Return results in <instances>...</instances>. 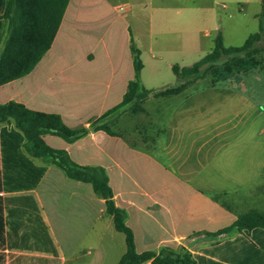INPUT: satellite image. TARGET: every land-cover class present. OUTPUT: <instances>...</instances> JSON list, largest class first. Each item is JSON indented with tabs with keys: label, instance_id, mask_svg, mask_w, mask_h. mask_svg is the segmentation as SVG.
I'll list each match as a JSON object with an SVG mask.
<instances>
[{
	"label": "crops",
	"instance_id": "0c3cea01",
	"mask_svg": "<svg viewBox=\"0 0 264 264\" xmlns=\"http://www.w3.org/2000/svg\"><path fill=\"white\" fill-rule=\"evenodd\" d=\"M149 2H155L163 11L174 9L171 4L179 0H137L141 7ZM69 6L70 3L51 49L36 67L0 85V103L14 100L33 110L58 113L71 127L90 128L95 119L122 101L134 77L133 54L130 45V51L118 47L117 32L111 33L108 43L101 47L94 43L89 35L97 21H88L81 27L79 17L67 19ZM2 14L0 49L7 33ZM125 27L124 43L131 39V26ZM58 39H62L64 49L52 55ZM190 42L185 49L198 48V39ZM150 45L152 51V42ZM46 58L54 60L56 71L46 70ZM148 100L143 112L119 116L114 129L120 128V136L90 130L74 142L50 133L43 138L50 146L67 150L81 165L105 168L115 204L126 211L139 252L183 246L199 264H264V228L244 230L232 237L196 235L186 230L191 217L179 205L170 206L173 190L180 186L169 181L160 185L153 180V169L160 165L153 150L158 146L156 138L163 131L160 126L166 124V117L148 108ZM201 102L207 104L198 99L197 103ZM174 105L177 111L182 107ZM179 113L175 116L180 117V124L188 116ZM175 116L172 112L167 118L173 122ZM3 128H15L14 121H0V131ZM0 172L4 175L0 181V207L8 221L4 242L0 241L4 264H117L125 254V234L115 228L113 217L106 212L105 199L96 195L90 183L71 179L54 162L12 144L6 148L0 145ZM207 201L214 212L226 210L214 197ZM98 220L102 222L100 227ZM199 237L207 239L195 243Z\"/></svg>",
	"mask_w": 264,
	"mask_h": 264
},
{
	"label": "rangeland",
	"instance_id": "374dc122",
	"mask_svg": "<svg viewBox=\"0 0 264 264\" xmlns=\"http://www.w3.org/2000/svg\"><path fill=\"white\" fill-rule=\"evenodd\" d=\"M171 6L174 9L162 11L155 2L141 7L137 0H71L67 19L79 17L83 28L96 20L89 36L100 47L114 32L119 48L130 51L129 45L134 44L144 64L143 84L156 90L176 84L172 65L200 60L213 49L219 32L226 46H241L260 31L262 0H179ZM127 25L131 26V39L124 43ZM191 39H198L194 51L185 49ZM61 41L56 42L52 55L64 49ZM258 58L260 63L246 72L235 71L221 78L211 74L182 95L148 100V108L166 117V124L159 125L163 131L158 134L155 129L159 137L153 152L160 165L153 169V180L180 186L173 190L170 206L179 205L191 217L186 225L190 234L215 232L250 209L264 210V52ZM46 62L47 71H56L53 59ZM198 99L207 104L197 103ZM177 103L182 106L178 111L188 116L184 115L180 124V117L175 116L181 114L174 108ZM172 112L173 122L167 118ZM214 196L226 210L208 208L207 199ZM96 212L98 216L99 205ZM101 225L98 220L97 227ZM204 239L199 237L195 243Z\"/></svg>",
	"mask_w": 264,
	"mask_h": 264
},
{
	"label": "trees",
	"instance_id": "16d2710c",
	"mask_svg": "<svg viewBox=\"0 0 264 264\" xmlns=\"http://www.w3.org/2000/svg\"><path fill=\"white\" fill-rule=\"evenodd\" d=\"M71 0H0V12L6 21L7 33L0 49V85L21 78L30 73L43 56L51 49ZM260 13V31L251 34L241 46H226L222 33L215 37L213 49L191 65L175 63L172 70L177 83L162 89H148L143 84L141 73L144 68L140 50L131 45L134 77L129 81L122 101L95 119L90 128L67 125L58 113L38 111L25 104L11 100L0 103V121H14L15 128L1 129L0 145L3 148L13 145L24 147L29 154L41 157L58 165L65 174L74 180L90 183L96 195L105 199L107 214L113 217L115 228L125 234L127 250L117 264H199L193 253L186 247L178 249L161 248L139 252L136 248L135 233L127 224L126 211L116 206L110 178L102 166L81 165L75 162L65 149L54 148L46 143L43 136L54 134L68 142H74L90 130L105 131L120 136L114 129L119 116L124 113L137 114L144 111V103L151 97H166L185 92L190 86L206 79L229 77L235 71L246 72L254 68L264 52V0ZM216 79H214V82ZM44 169H42L41 174ZM4 175L0 172V181ZM217 202L219 198L214 196ZM222 204V203H221ZM225 205V204H224ZM0 207V241L4 242V230L8 227ZM264 228V210L250 209L239 214L230 225L215 232L198 231L194 234L227 236ZM18 259L22 258L20 256ZM0 264L4 255L0 253Z\"/></svg>",
	"mask_w": 264,
	"mask_h": 264
},
{
	"label": "built area",
	"instance_id": "2783aa9c",
	"mask_svg": "<svg viewBox=\"0 0 264 264\" xmlns=\"http://www.w3.org/2000/svg\"><path fill=\"white\" fill-rule=\"evenodd\" d=\"M120 9H121V10H123V9H124V7H123V6H121V7H120Z\"/></svg>",
	"mask_w": 264,
	"mask_h": 264
}]
</instances>
